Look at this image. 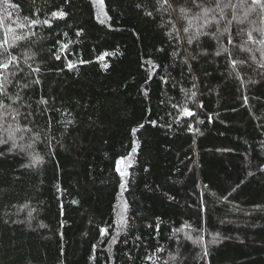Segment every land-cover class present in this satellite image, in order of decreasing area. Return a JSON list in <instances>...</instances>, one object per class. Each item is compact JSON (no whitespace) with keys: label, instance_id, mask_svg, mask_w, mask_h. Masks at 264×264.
Here are the masks:
<instances>
[{"label":"trees","instance_id":"trees-1","mask_svg":"<svg viewBox=\"0 0 264 264\" xmlns=\"http://www.w3.org/2000/svg\"><path fill=\"white\" fill-rule=\"evenodd\" d=\"M228 2L0 0V264H264V10Z\"/></svg>","mask_w":264,"mask_h":264},{"label":"snow or ice","instance_id":"snow-or-ice-1","mask_svg":"<svg viewBox=\"0 0 264 264\" xmlns=\"http://www.w3.org/2000/svg\"><path fill=\"white\" fill-rule=\"evenodd\" d=\"M165 3H167V0H165ZM194 3H195V5H196V7H201V8H203V19H204V23L203 24H201V25H199L198 26V28H197V36L198 35H207V33H204V32H202L201 30H202V28L204 27V25H206V24H209V23H211L212 21H211V19H209L208 18V13H209V11H214V9H212V8H208V7H204L201 3H200V0H194ZM221 3H222V0H215V8H220L221 7ZM252 4L253 5H258L259 6V8L261 9V10H264V0H252ZM223 7L224 8H235L236 7V5H234V4H232L231 2H230V0H229V2L228 3H224L223 4ZM221 11H222V9H221ZM149 15H151V13H148ZM66 15V13H64V12H53L52 13V16L54 17V18H63L64 16ZM197 19H200V17H196ZM235 18V17H234ZM241 23L243 22V21H240ZM46 23H47V21H46ZM229 24H231V21H229ZM185 31H187V29H185ZM77 34H79V33H77ZM193 39H196V36H193V37H190L189 38V43H192V40ZM249 39H252V36H251V33H249ZM229 43H231V40H229ZM261 43H264V41H261ZM217 55H219V53H217ZM233 63H235V62H233ZM69 67H71V65H69ZM36 71H39V69H37ZM39 81H37V83H38ZM3 87V85H0V88H2ZM193 95H195L194 93H193ZM245 100H247V98H245ZM189 115H192V113L191 112H189L188 113ZM9 138H11V132H9ZM0 142H6L5 140H0ZM41 161L39 160V158H35L34 160H33V163L32 164H30V165H28L29 167H33V166H35V164H37V163H40ZM122 175H123V173H122ZM123 186V185H122ZM29 215H31V213H29ZM102 231V233L105 231V230H101ZM205 255H207V251L205 250V253H204Z\"/></svg>","mask_w":264,"mask_h":264}]
</instances>
